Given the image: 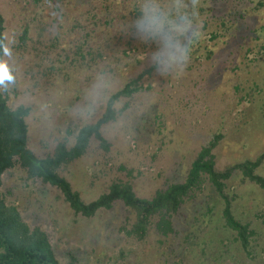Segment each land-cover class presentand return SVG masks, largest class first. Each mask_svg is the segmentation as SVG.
Returning <instances> with one entry per match:
<instances>
[{"label":"rangeland","instance_id":"obj_1","mask_svg":"<svg viewBox=\"0 0 264 264\" xmlns=\"http://www.w3.org/2000/svg\"><path fill=\"white\" fill-rule=\"evenodd\" d=\"M54 2L43 5L42 15L35 18V0H0L9 53L4 62L14 76L11 83L5 80L6 89L10 104L32 108L27 117L29 147L39 157L50 155L58 141L70 143L72 129L75 134L80 126L97 121L105 112V92L121 83L111 75L98 76L99 70H78L80 61L71 43L79 34L75 31L73 37L65 30L69 22ZM189 83L160 80L151 91L135 95L117 121L103 127L109 150L93 139L85 155L61 170L84 201L98 198L116 179L131 181L139 196L150 198L158 189L185 180L201 146L215 134H237L239 130H232L238 121L224 110L229 102L218 103L203 91L196 94L200 84ZM260 144L231 142L218 147V168L258 157L264 151V142ZM257 173L264 175V162ZM0 190L25 221L48 232L62 264L70 263L69 253L75 256L73 264H264L263 190L241 173L230 182L228 193L233 216L255 230L248 252L222 218L196 220L200 201L178 215L175 233L164 236L151 229L145 239H136L124 230L132 220L121 204L92 218L77 215L57 188L30 178L19 167L4 174Z\"/></svg>","mask_w":264,"mask_h":264},{"label":"trees","instance_id":"obj_2","mask_svg":"<svg viewBox=\"0 0 264 264\" xmlns=\"http://www.w3.org/2000/svg\"><path fill=\"white\" fill-rule=\"evenodd\" d=\"M49 1L35 0L38 9L35 13L32 10V15L41 16L43 5L45 8ZM161 2L181 3L196 14L193 31L185 39L192 45L191 59L181 73L167 76L158 73L151 64L155 43L140 40L130 28L142 0L54 2L55 10L69 22L70 27L65 30L73 37L75 31L79 34L77 41L71 43L80 61L78 70L90 74L99 70L98 76L111 75L121 83L109 94L105 92V112L97 121L80 126L75 134L72 129L70 143L58 141L50 155L39 157L29 147L27 117L32 108L10 104L4 81L0 86V187L4 174L19 167L30 178H39L57 188L77 215L92 218L103 209L110 210L121 204L130 213L127 218L132 220L124 230L136 239H145L151 229L164 236L175 233L178 215L188 204L196 205L200 201L202 206L197 209L200 216L196 220L202 218L205 223L222 218L225 228L233 232L241 248L248 252L255 230L250 223H244L231 213L228 189L230 182L241 173L243 179L256 183L264 194V175L257 173L264 162V151L256 158L247 157L219 169L216 150L231 142L245 146H262L260 142H264V0ZM6 31V17L0 9V62H4L6 56ZM28 32L26 25L20 43L23 47ZM160 80L172 84L190 80L188 85L200 84L196 94L203 91L218 103L229 102L224 110L238 121V126L233 123L236 129L232 131H239L231 137L222 131L215 134L201 146L185 180L158 189L150 198L139 196L131 181L116 179L98 198L84 201L61 170L85 155L93 139L109 150L110 142L103 134V127L117 121L135 95L151 91ZM123 102L126 103L121 105ZM71 254H68L69 264L75 262ZM0 264H62L48 232L25 221L18 207L9 204L1 190Z\"/></svg>","mask_w":264,"mask_h":264},{"label":"clouds","instance_id":"obj_3","mask_svg":"<svg viewBox=\"0 0 264 264\" xmlns=\"http://www.w3.org/2000/svg\"><path fill=\"white\" fill-rule=\"evenodd\" d=\"M196 14L181 3L166 5L161 0H142L138 14L130 25L133 35L144 42L155 43L150 60L161 75L181 73L191 59L192 45L185 42L193 31ZM197 36L199 30H196ZM5 54L8 55L7 49ZM14 80L12 69L0 62V86Z\"/></svg>","mask_w":264,"mask_h":264}]
</instances>
